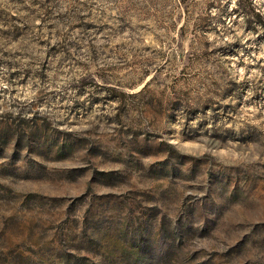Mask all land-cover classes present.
<instances>
[{"label": "rangeland", "instance_id": "1", "mask_svg": "<svg viewBox=\"0 0 264 264\" xmlns=\"http://www.w3.org/2000/svg\"><path fill=\"white\" fill-rule=\"evenodd\" d=\"M0 264H264V0H0Z\"/></svg>", "mask_w": 264, "mask_h": 264}]
</instances>
